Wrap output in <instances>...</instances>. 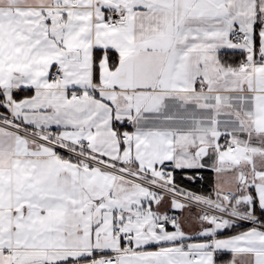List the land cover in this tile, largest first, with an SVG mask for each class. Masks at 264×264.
<instances>
[{
	"label": "snow or ice",
	"instance_id": "obj_1",
	"mask_svg": "<svg viewBox=\"0 0 264 264\" xmlns=\"http://www.w3.org/2000/svg\"><path fill=\"white\" fill-rule=\"evenodd\" d=\"M0 264H264V0H0Z\"/></svg>",
	"mask_w": 264,
	"mask_h": 264
}]
</instances>
